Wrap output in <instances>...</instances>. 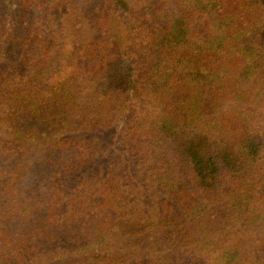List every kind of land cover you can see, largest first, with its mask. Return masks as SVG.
I'll return each instance as SVG.
<instances>
[{
	"label": "trees",
	"instance_id": "obj_1",
	"mask_svg": "<svg viewBox=\"0 0 264 264\" xmlns=\"http://www.w3.org/2000/svg\"><path fill=\"white\" fill-rule=\"evenodd\" d=\"M0 264H264V0H0Z\"/></svg>",
	"mask_w": 264,
	"mask_h": 264
}]
</instances>
